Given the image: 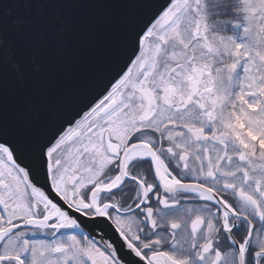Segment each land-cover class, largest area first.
<instances>
[{
  "label": "snow or ice",
  "instance_id": "obj_1",
  "mask_svg": "<svg viewBox=\"0 0 264 264\" xmlns=\"http://www.w3.org/2000/svg\"><path fill=\"white\" fill-rule=\"evenodd\" d=\"M0 264H264V0H0Z\"/></svg>",
  "mask_w": 264,
  "mask_h": 264
},
{
  "label": "water",
  "instance_id": "obj_2",
  "mask_svg": "<svg viewBox=\"0 0 264 264\" xmlns=\"http://www.w3.org/2000/svg\"><path fill=\"white\" fill-rule=\"evenodd\" d=\"M121 2H127L131 4L135 2V0H121ZM146 14L147 10L133 9L131 7H113L107 10L93 11L91 13V27L93 47L95 50L92 53L86 54L85 66L77 69V82L79 83L81 80L86 79L88 64L103 59L109 32L114 31L116 26L120 25L126 18L130 16H135L137 19H142Z\"/></svg>",
  "mask_w": 264,
  "mask_h": 264
}]
</instances>
